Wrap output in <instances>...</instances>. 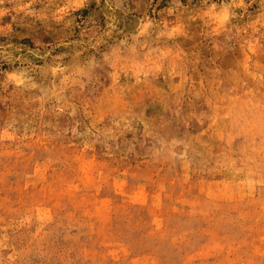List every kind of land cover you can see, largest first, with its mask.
<instances>
[{
  "label": "rangeland",
  "instance_id": "obj_1",
  "mask_svg": "<svg viewBox=\"0 0 264 264\" xmlns=\"http://www.w3.org/2000/svg\"><path fill=\"white\" fill-rule=\"evenodd\" d=\"M0 264H264V0H0Z\"/></svg>",
  "mask_w": 264,
  "mask_h": 264
}]
</instances>
